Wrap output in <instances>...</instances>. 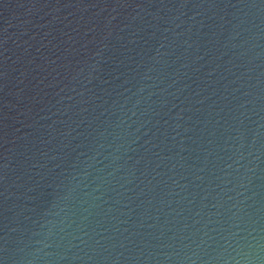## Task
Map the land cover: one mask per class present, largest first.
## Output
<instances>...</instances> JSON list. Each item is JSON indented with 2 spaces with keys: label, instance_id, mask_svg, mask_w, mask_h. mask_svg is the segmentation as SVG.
Returning a JSON list of instances; mask_svg holds the SVG:
<instances>
[{
  "label": "water",
  "instance_id": "95a60500",
  "mask_svg": "<svg viewBox=\"0 0 264 264\" xmlns=\"http://www.w3.org/2000/svg\"><path fill=\"white\" fill-rule=\"evenodd\" d=\"M0 264H264V0H0Z\"/></svg>",
  "mask_w": 264,
  "mask_h": 264
}]
</instances>
